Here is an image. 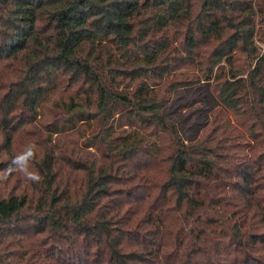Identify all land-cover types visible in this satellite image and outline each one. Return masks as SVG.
<instances>
[{"label":"trees","instance_id":"16d2710c","mask_svg":"<svg viewBox=\"0 0 264 264\" xmlns=\"http://www.w3.org/2000/svg\"><path fill=\"white\" fill-rule=\"evenodd\" d=\"M31 142L0 264H264V0H0V170Z\"/></svg>","mask_w":264,"mask_h":264},{"label":"clouds","instance_id":"9594fccd","mask_svg":"<svg viewBox=\"0 0 264 264\" xmlns=\"http://www.w3.org/2000/svg\"><path fill=\"white\" fill-rule=\"evenodd\" d=\"M37 149L38 145L35 142L26 145L21 153L13 157L7 168L0 170V182L7 181L15 173L23 175L25 180L31 183L42 182L43 176L31 167L32 161L36 158Z\"/></svg>","mask_w":264,"mask_h":264},{"label":"rangeland","instance_id":"374dc122","mask_svg":"<svg viewBox=\"0 0 264 264\" xmlns=\"http://www.w3.org/2000/svg\"><path fill=\"white\" fill-rule=\"evenodd\" d=\"M204 84V82H203ZM202 86L197 88L196 90L194 91H190L188 93L185 94V96H182L181 100L180 101H185L187 98L191 100V104L189 107L187 108H184L182 110V112L186 113V112H189V111H192L194 110L196 107L200 106L202 104V101L200 100H197L198 99V93H202ZM188 124V122L186 123V125Z\"/></svg>","mask_w":264,"mask_h":264}]
</instances>
